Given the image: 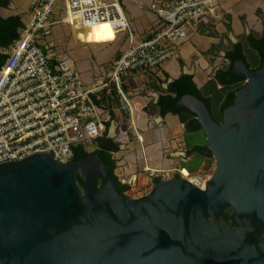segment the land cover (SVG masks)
I'll return each instance as SVG.
<instances>
[{"label": "water", "instance_id": "water-1", "mask_svg": "<svg viewBox=\"0 0 264 264\" xmlns=\"http://www.w3.org/2000/svg\"><path fill=\"white\" fill-rule=\"evenodd\" d=\"M228 81L246 84L222 124L191 94L177 104L216 162L205 189L175 176L120 195L99 156L0 164V264H264V64L236 61Z\"/></svg>", "mask_w": 264, "mask_h": 264}, {"label": "built area", "instance_id": "built-area-1", "mask_svg": "<svg viewBox=\"0 0 264 264\" xmlns=\"http://www.w3.org/2000/svg\"><path fill=\"white\" fill-rule=\"evenodd\" d=\"M132 1L144 0L33 2L29 22L14 43L1 51L6 60L0 69V164L47 152L56 161L69 163L75 147L89 152L113 126L111 113L98 103L102 95L115 92L121 109L132 119V101L125 88L129 75L157 79L164 64L178 58L193 34L202 29L209 32L218 8L227 0H152L148 10L157 22L140 35L133 30L125 7ZM62 10L66 17L58 20ZM60 23L79 30L110 23L116 35L125 37L122 52L90 87L71 60L55 57L40 42L49 27ZM136 137L144 144L139 134ZM149 169L147 164L143 168L152 172ZM186 170V175L183 168L174 174L200 189L212 177L205 171ZM169 172H158L159 179L166 180Z\"/></svg>", "mask_w": 264, "mask_h": 264}, {"label": "crops", "instance_id": "crops-1", "mask_svg": "<svg viewBox=\"0 0 264 264\" xmlns=\"http://www.w3.org/2000/svg\"><path fill=\"white\" fill-rule=\"evenodd\" d=\"M34 1L35 0H7L6 5L0 8V14L3 18L18 17L21 19V21L25 18L27 20L23 23L26 24L31 18ZM151 23H147L148 25L144 26L143 28L147 29V26L148 28L152 27L156 22L152 24ZM210 29L211 31L216 32V37L203 34L204 31L193 34L192 37L181 48L178 58L170 60L164 64L160 73L158 74V79L164 81L162 84L159 82H156V84L151 83L152 81L148 74H130L126 80L125 86L126 90L130 94V97L132 94L128 90L129 82L137 84V88H135L134 91L147 88V86L149 87L150 84H153V87L150 86L151 90L160 92V89L156 87L157 85L160 86V88L167 90L169 85L180 77L191 76L193 77V80L198 88L205 86L210 80L214 78L217 68L221 65V63L219 64L216 61L214 63L215 67L213 71H211V61L216 57V55L218 56L216 59L221 60V56L224 54V50L227 48V46L225 47L226 44L228 45V43H231L232 46V44L238 43L244 34L249 35L254 33L258 36L260 35L261 37V35L264 33V0H227L222 6L218 8V12L216 17L213 19V24L211 25ZM190 41H192V45L190 44ZM211 51H213L215 54L210 53ZM200 57H203L204 59L202 60L203 67L199 70V65L201 64ZM188 58H190V66L187 65L186 61ZM165 66H167V68ZM172 71H175L177 74L173 75ZM114 94L116 93L112 90H109L102 95V100H105V102L108 104V111L111 113V116L113 114L115 115V113L117 114L118 111L112 107L113 100L118 99L117 96H114ZM160 96L161 93L159 96H156L154 104L158 103ZM132 102L135 103L134 100H132ZM159 119H162L164 126L158 129H150L149 126L147 131L139 132L140 130L136 127L133 128V125L131 124L130 128L133 130V132L132 130L131 132L134 134L136 141L130 140L128 132H121V135L117 141L113 140V142L117 145L115 151L111 152V154L113 153V159L117 162V169L115 171L116 176L122 183L132 182L137 184L138 182L140 185L141 182H144L145 190L141 195L147 194L153 189L154 185L156 184V179H159L157 174L158 172L173 169L171 168L172 165L167 157H174L175 152L168 154L165 143L169 137L176 136L175 133L178 131L181 132L182 128L185 129L184 124L180 122L178 116H174L172 114L163 116L159 114ZM117 129L118 125H115V137L118 136ZM138 134L144 137V144H140L138 142L136 137ZM147 144L150 146V148H153L149 161L151 162L152 160L154 165L148 166L152 170V172H150L152 179L150 180L148 178L145 179L144 174L138 173L137 171L138 169L142 172L144 171L143 168L140 167V160L137 159V152L140 150L142 155L145 156L146 149L144 148V145ZM145 159L146 158H144V162ZM146 174H149V172H146ZM121 177L124 178L122 179ZM148 180L154 182L150 187H146V185L149 184Z\"/></svg>", "mask_w": 264, "mask_h": 264}, {"label": "rangeland", "instance_id": "rangeland-1", "mask_svg": "<svg viewBox=\"0 0 264 264\" xmlns=\"http://www.w3.org/2000/svg\"><path fill=\"white\" fill-rule=\"evenodd\" d=\"M151 2L152 0H144V1H132L125 3L128 18L131 21L133 30L135 31V33H137V35H140L141 33H143L144 31L150 28V27L148 28L147 26V29H145L143 28L144 26L150 24L151 22L152 23L157 22V17L153 13L148 11V7L151 4ZM65 17H66V13L64 10H62L61 15L57 17V19L62 20L65 19ZM26 20L27 19L25 18L22 19V23L26 22ZM46 32H48L46 33L47 35H43V34L41 35V39H40L41 44L46 48V50L50 54H53L55 57L71 60L76 66L77 70L81 74L82 79L84 80V82L87 84L88 87H90L94 83L96 76L102 74L106 69H108L113 59H115L122 52L125 43V37L123 35H116L113 41L97 46H92L82 41L77 43L74 39L72 26L70 24H63V23L49 27L46 30ZM203 34H206L208 36H215L216 32L209 30V32L204 31ZM190 44L192 45V41H190ZM228 45L231 46L230 43H228ZM228 45L226 44L225 47ZM210 53L215 54L213 51H211ZM257 57L258 55L255 52L249 53L250 59L255 60L257 59ZM216 58H218L217 55L211 61V65H212L211 71H213L215 67L214 63L216 61L219 64L222 63V60ZM203 59H204L203 57H200L201 64L199 65V70L200 68L203 67V63H202ZM189 60L190 58H188V60L186 61H187V65L190 66ZM165 67L167 68V66ZM175 71H172L173 75L177 74ZM151 81H152L151 83H156V79L153 77H151ZM150 86L153 87V84H150ZM150 86L149 87L147 86V88L144 89H139L137 91H134V89L137 88V84L133 82H129L128 90L132 94L130 100L131 101L134 100L136 104H139L137 108L139 109L140 112L137 113L135 118L137 129L140 130L139 132L147 131L149 129V126L150 129L151 128L158 129L164 126L162 119H159V113H156L153 107L154 100L156 99V96H159L160 92L156 90H151ZM114 96H116V94H114ZM117 100H113L112 107H114L118 111L117 114L114 112L115 115L114 114L112 115V120H113V125H118V129H117L118 136L115 137L116 131H115V135H111L110 133L111 131L110 132L108 131L106 133V136L108 135L107 137H112L114 141H117V139L121 135V132H128L130 140L134 141L135 136L132 133L133 130L130 128L132 124L131 123L132 119L128 113H126L124 110L121 109V105ZM101 103L106 110H109L108 104L105 102V100H101ZM175 135L176 136L169 137L167 142L165 143V147H167L166 149L168 151L167 152L168 154L175 152L174 157H170V156L167 157V159L170 160V163L172 165L171 168H173L167 170L171 172L165 173V175L168 177L167 179H171L177 176L176 174H174V170L182 169L183 164L191 165L192 161L196 157V155L189 157L188 145L186 144L185 137L190 145L192 144L206 145V137L202 131L195 134H187L186 136L185 129L182 128L181 132L178 131L177 133H175ZM96 147L97 144L95 141L94 146H92L89 149V152L95 151ZM144 148L146 149L145 156L142 155L140 150L137 152L138 153L137 159L140 160L139 164L141 168H144L146 164L147 166L154 165L152 163V160L151 162L149 161V158H151V151L153 150V148H150L148 144L144 145ZM144 158H146V162H144ZM195 165H197V163ZM215 169H216V162L214 157L205 158L202 164L198 166L197 170L194 173H197L199 171H205L213 175ZM137 171L138 173H143L145 179L146 178H148L149 180L152 179V177L150 176V172L149 174H146L145 171L142 172L139 169ZM121 178L123 179L124 177ZM148 183L149 184H147L146 187H150L154 182L149 181ZM124 184H126L129 187V190L125 192V196L130 198H139L143 196L141 194L145 190L144 182H141L140 185L138 182L137 184L136 183L134 184L132 182L131 183L124 182Z\"/></svg>", "mask_w": 264, "mask_h": 264}, {"label": "trees", "instance_id": "trees-1", "mask_svg": "<svg viewBox=\"0 0 264 264\" xmlns=\"http://www.w3.org/2000/svg\"><path fill=\"white\" fill-rule=\"evenodd\" d=\"M7 0H0V8L6 5ZM24 26L21 19L18 17H9L3 18L0 14V69L5 63L6 56L2 54L1 49L10 47L14 41L18 38V31ZM202 31H207L206 29H202ZM211 31V29H210ZM254 50H258L260 52V56L264 57V46L260 48L259 45H256ZM249 57V53L251 51H246ZM237 58L234 57L233 61ZM243 59V58H242ZM231 73V69L227 74ZM156 82L162 84L164 81L156 79ZM156 84V83H155ZM223 86L222 89H219V86ZM233 83L229 82L225 78L223 79H213L209 81L202 88H198L196 83L191 76H182L179 79L175 80L171 83L167 90L160 88V86H156L160 89V100L158 103L153 104L154 111L163 116L167 114H172L174 116H178L180 122L185 125V132L187 134H195L202 131V128L197 124L196 117L192 116L188 111L179 110L177 108L178 102L182 99L183 96L191 94L198 99L205 102L214 118V120L222 124L223 122V112L228 107L234 104L235 100V91L232 89ZM102 104L101 102H98ZM203 132V131H202ZM106 137V134H105ZM186 144L188 145V154L189 157L196 155L191 165L183 164V169H188L190 172L194 173L198 166L202 164L205 158H213L212 154L205 155L204 151L207 146L192 144L190 145L188 140L185 137ZM97 147L95 151L88 152L83 147L78 146L74 148V158L72 162L79 161L89 156H99L103 162L109 167L110 173L114 180L116 181V190L120 195L125 196V192L129 190V187L126 184H123L119 178L116 176L115 171L117 169V162L113 159L111 152H114L116 149V144L111 142H103L102 137L96 140ZM197 165H195L196 163ZM161 179H156L155 183H159ZM80 186L82 189L85 188L84 183L79 180ZM105 180L102 178H98L96 180V186L98 188L103 187ZM224 218L229 221L234 220L233 210L227 209L223 213Z\"/></svg>", "mask_w": 264, "mask_h": 264}, {"label": "flooded vegetation", "instance_id": "flooded-vegetation-1", "mask_svg": "<svg viewBox=\"0 0 264 264\" xmlns=\"http://www.w3.org/2000/svg\"><path fill=\"white\" fill-rule=\"evenodd\" d=\"M256 45H259L260 48L264 46V33L261 35V37L260 35L258 36L254 33H251L249 35L244 34L243 37L240 38V41L238 43L232 44L231 47L230 45H228L227 48L224 50V54L221 56L222 63L217 68V71L214 74V78L223 79L226 76V79L228 80L231 73L230 74L227 73L230 69L232 72L233 65L236 61H243L248 66V68L253 72L260 70L264 64V57L260 56L261 54L258 50L253 49ZM2 50L3 49H1V51ZM246 51L255 52L258 55L257 59L255 60L250 59ZM234 57H241V58H237L233 61ZM232 83L233 85L231 87L232 89H234L235 92L243 88L246 84L245 81H238ZM222 88L223 86L220 85L219 89ZM102 139L103 142L114 143L112 137H107V136L105 137L104 135Z\"/></svg>", "mask_w": 264, "mask_h": 264}, {"label": "bare ground", "instance_id": "bare-ground-1", "mask_svg": "<svg viewBox=\"0 0 264 264\" xmlns=\"http://www.w3.org/2000/svg\"><path fill=\"white\" fill-rule=\"evenodd\" d=\"M81 29V27H73V33H74V39L77 43L80 41L84 43H88L92 46L101 45L104 43L111 42L115 39L116 33L113 30L110 23H99L96 25H93L92 27ZM131 106L133 108V116H132V122H133V128H137V124L135 121L136 115L139 111L137 108L139 104L131 102ZM111 135H115V125L111 128ZM142 139L145 141L144 137L141 135ZM151 170V169H149ZM152 171V170H151ZM187 170L185 169L184 175H186Z\"/></svg>", "mask_w": 264, "mask_h": 264}]
</instances>
